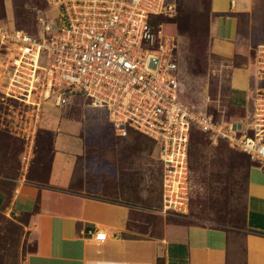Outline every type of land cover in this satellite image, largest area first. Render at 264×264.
<instances>
[{
    "label": "rangeland",
    "instance_id": "374dc122",
    "mask_svg": "<svg viewBox=\"0 0 264 264\" xmlns=\"http://www.w3.org/2000/svg\"><path fill=\"white\" fill-rule=\"evenodd\" d=\"M176 7L172 17H151L150 25L157 38L149 48L162 53L164 48L163 56L177 62L182 89L180 100L199 112L205 110L220 120H232L238 128H241L239 120L246 118L252 127L254 98L250 110L237 102L236 98L243 92L233 90L229 84V66L234 59L213 53L211 47L214 16L210 0H177ZM56 14L57 10L47 0H0V25H8L11 30H35L38 36L39 18L52 21ZM4 54L0 48L2 188L13 191L23 179L30 184H46L58 135L72 134L79 141L71 186L74 192L85 190L135 207L137 220L142 223L138 224V231L151 235H157L165 223L221 228L228 235L230 263L246 264L248 176L250 169L260 167L259 164L226 146L197 142L192 157L190 209L187 214L168 211L163 215L160 213L162 169L153 143L134 131L127 137L118 136L106 106L94 108L92 100L72 96L61 107L51 102L44 105L33 155L27 165L23 161L28 153L27 141L18 136L19 124L14 121L23 116L25 122L27 108L21 101L5 95L10 73L5 71ZM156 66L157 62H153L151 67ZM253 79L256 89L261 84L256 81V72ZM238 133L241 135L242 131ZM27 218L26 214L8 216L0 211V264H25L34 251Z\"/></svg>",
    "mask_w": 264,
    "mask_h": 264
},
{
    "label": "built area",
    "instance_id": "2783aa9c",
    "mask_svg": "<svg viewBox=\"0 0 264 264\" xmlns=\"http://www.w3.org/2000/svg\"><path fill=\"white\" fill-rule=\"evenodd\" d=\"M176 1L47 0L57 14L52 21L39 18L38 36L35 30L0 25V48L10 73L5 95L27 108L25 122L23 116L14 120L18 136L27 141V165L44 105L61 107L70 97L82 96L108 108L118 136L135 131L155 142L165 215L187 214L190 209L194 128L207 134L214 146L226 142L264 168V45L257 52L256 81L261 84L256 88L252 127L246 129L244 121L238 123L241 128L234 121H217L180 100L177 62L149 48L157 38L151 17H172ZM95 240L104 243L109 237L100 231Z\"/></svg>",
    "mask_w": 264,
    "mask_h": 264
},
{
    "label": "crops",
    "instance_id": "0c3cea01",
    "mask_svg": "<svg viewBox=\"0 0 264 264\" xmlns=\"http://www.w3.org/2000/svg\"><path fill=\"white\" fill-rule=\"evenodd\" d=\"M210 9L213 53L234 59L229 84L243 92L236 100L250 110L258 46L264 45V0H210ZM239 121L246 129L250 125L246 118ZM78 142L72 134L58 135L46 184L23 179L10 192L0 186V211L28 215L34 251L25 264H231L228 235L221 228L165 223L151 235L138 231L142 223L135 207L85 190L74 192ZM246 228L245 263L264 264L261 167H253L248 176ZM100 231L108 241L95 240Z\"/></svg>",
    "mask_w": 264,
    "mask_h": 264
},
{
    "label": "trees",
    "instance_id": "16d2710c",
    "mask_svg": "<svg viewBox=\"0 0 264 264\" xmlns=\"http://www.w3.org/2000/svg\"><path fill=\"white\" fill-rule=\"evenodd\" d=\"M178 79H179V74H178ZM180 82V80H179ZM180 89H181V83H180ZM181 96H182V89H181ZM183 98V97H182ZM185 101V100H184ZM186 102V101H185ZM203 111L205 114L207 115H213L215 120L219 121L220 118L216 117V115L214 114H211L209 113L208 111H205V110H201ZM230 121V120H229ZM232 121V120H231ZM135 132V131H134ZM138 133V132H136ZM139 134V133H138ZM141 135V134H140ZM143 136V135H142ZM145 137V136H143ZM147 138L148 140H150L153 145H154V149H155V142L152 141L151 139H149L148 137H145ZM204 141L206 143H208L210 146H214L212 141L209 139L208 135L203 133L202 131H200L199 129H196L194 128L193 131H192V136H191V147H190V172L192 173V157H193V148H194V145L199 142V141ZM220 146H226L229 148V146L227 145L226 142H220V144L218 146H214V147H220ZM235 151V150H234ZM237 152V151H236ZM244 155V154H243ZM246 156V155H245ZM252 169V168H251ZM250 169V170H251ZM250 172V171H249ZM162 183V182H161ZM160 199H161V206L163 208V194H162V189H161V193H160Z\"/></svg>",
    "mask_w": 264,
    "mask_h": 264
},
{
    "label": "bare ground",
    "instance_id": "6f19581e",
    "mask_svg": "<svg viewBox=\"0 0 264 264\" xmlns=\"http://www.w3.org/2000/svg\"><path fill=\"white\" fill-rule=\"evenodd\" d=\"M163 53H165V51H164V48H163ZM92 107H94V108H97V106H95V105H94V106H92Z\"/></svg>",
    "mask_w": 264,
    "mask_h": 264
}]
</instances>
